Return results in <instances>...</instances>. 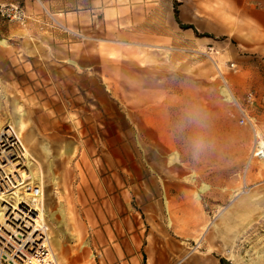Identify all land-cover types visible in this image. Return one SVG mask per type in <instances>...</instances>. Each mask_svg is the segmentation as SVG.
Segmentation results:
<instances>
[{"label":"rangeland","instance_id":"obj_1","mask_svg":"<svg viewBox=\"0 0 264 264\" xmlns=\"http://www.w3.org/2000/svg\"><path fill=\"white\" fill-rule=\"evenodd\" d=\"M178 1L210 36L162 0L156 40L0 41V129L37 158L61 264H264V0Z\"/></svg>","mask_w":264,"mask_h":264},{"label":"crops","instance_id":"obj_2","mask_svg":"<svg viewBox=\"0 0 264 264\" xmlns=\"http://www.w3.org/2000/svg\"><path fill=\"white\" fill-rule=\"evenodd\" d=\"M159 1L162 0H0L5 3L22 4L31 16L26 25L0 16V41L7 44L8 40L15 48H25L35 41L49 40L51 37L61 35L58 23L71 31L69 38L71 58L77 56V51L72 50L74 48L90 51L92 44L85 42L82 38L85 35L111 36L116 33L113 30L117 29L119 37L156 40ZM170 3L173 14V1ZM171 24L173 31L176 29V32L190 35L189 28L184 30L177 20L176 26L173 22ZM197 196L200 197V193Z\"/></svg>","mask_w":264,"mask_h":264},{"label":"built area","instance_id":"obj_3","mask_svg":"<svg viewBox=\"0 0 264 264\" xmlns=\"http://www.w3.org/2000/svg\"><path fill=\"white\" fill-rule=\"evenodd\" d=\"M0 16L22 25L28 24L31 19L25 7L19 3L0 2ZM222 87L231 91L226 78L223 79ZM248 98L253 101V92L248 93ZM248 117L245 113L241 118L242 122H246ZM9 128L5 127L0 132V155H5L2 153L4 150L11 149L12 140L17 141L14 133L3 132ZM257 135L255 154L264 158V146L260 147L259 142L264 137ZM260 150L262 154L259 153ZM8 158H11L10 154L3 156L4 163L10 164L0 166V264H61L52 241V226L56 221L47 215L48 209H56L38 208L45 195L43 183H31L28 178L29 166H23L22 163L14 167L13 161H10L12 158ZM18 183L20 194L17 196L21 199H17L14 204L4 194H11Z\"/></svg>","mask_w":264,"mask_h":264},{"label":"bare ground","instance_id":"obj_4","mask_svg":"<svg viewBox=\"0 0 264 264\" xmlns=\"http://www.w3.org/2000/svg\"><path fill=\"white\" fill-rule=\"evenodd\" d=\"M0 95H1V89H0ZM3 95V94H2ZM1 95V96H2ZM20 117H21V115H20ZM22 118V117H21ZM21 121V120H20ZM14 123H15V120L12 122V124L14 125ZM16 123L17 124H15V126H17L18 127V129L20 130L21 128V126H18V124H19V121L17 120L16 121ZM21 123V122H20ZM1 125V124H0ZM10 126H11V128H9V130H4L3 132H8V133H14L15 135H16V139H17V141L15 140V141H11V149L10 150H4L2 153L3 154H5V155H0V166H6V165H8V164H10L9 162L7 163V164H5L4 163V161H5V159H3V156H6V155H8V154H10L11 155V158L13 157V156H16L15 158H8L10 161H13V165H14V167H16L17 166V164H22L23 163V166H25V165H28L29 166V170H28V177H30L31 178V183H36L37 182V179H40V180H43L44 181V175L42 174V172H39V176H35V174L33 173V171L31 170V166H32V163L34 162L33 161V159L35 160V162L37 163L38 161H37V158H35V155H34V153L31 151V153L33 154V158H32V156H31V154H30V151L28 150V148L26 147V145L24 144V142H23V140H22V138H21V136H20V134H19V132L17 131V129L13 126V125H11V124H9ZM4 128V126H1V129H0V132L2 131V129ZM23 137H24V134H23ZM25 139H27L28 140V136L26 135L25 136ZM260 147H263L264 146V138H260ZM262 151H263V149H262ZM264 152V151H263ZM263 152H261V150L259 151V153H263ZM8 153V154H7ZM4 158H6V157H4ZM20 159V160H19ZM16 164V165H15ZM41 167V166H40ZM21 168V167H20ZM19 168V169H20ZM23 171V170H22ZM40 171H42V170H40ZM22 182H24V181H22ZM20 183H18V184H16L15 185V189L13 190V191H11L12 193L11 194H9V195H7V194H4L5 195V197H6V199H9V200H13V202H14V204H16L17 203V201L19 200V199H21V198H19L17 195H19L20 194V192H19V189H20V187L18 186ZM42 185V184H41ZM43 187H44V184H43ZM10 193V192H9ZM45 194V193H44ZM7 195V196H6ZM1 196H3L2 194H1ZM45 196V195H44ZM18 199V200H17ZM46 198H44L43 199V202H42V200H41V204H40V206L38 205V208H43V206L44 207H46L47 206V202H46V200H45ZM6 208V207H5ZM8 208V207H7ZM46 222H48L47 220H46ZM56 232V231H55ZM55 240H57L56 239V235H55V233H54V231H53V234H52V241H53V246H54V243H55ZM57 243V242H56ZM57 245V244H56Z\"/></svg>","mask_w":264,"mask_h":264},{"label":"trees","instance_id":"obj_5","mask_svg":"<svg viewBox=\"0 0 264 264\" xmlns=\"http://www.w3.org/2000/svg\"><path fill=\"white\" fill-rule=\"evenodd\" d=\"M174 13H175V18L180 23L181 27H183V28H194L196 34L199 35V36H210V34L207 33V32L201 33L196 28V26L194 24L183 22V20H182V18L180 16V9H179V1L178 0L175 1ZM221 261H222L223 264H230V262L224 257L221 258Z\"/></svg>","mask_w":264,"mask_h":264}]
</instances>
